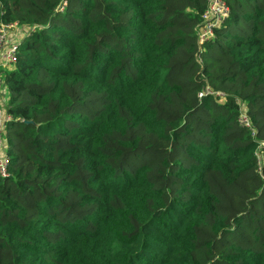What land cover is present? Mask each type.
Wrapping results in <instances>:
<instances>
[{
  "label": "trees",
  "instance_id": "16d2710c",
  "mask_svg": "<svg viewBox=\"0 0 264 264\" xmlns=\"http://www.w3.org/2000/svg\"><path fill=\"white\" fill-rule=\"evenodd\" d=\"M226 1L200 47L207 0H0V264H264V0Z\"/></svg>",
  "mask_w": 264,
  "mask_h": 264
},
{
  "label": "built area",
  "instance_id": "2783aa9c",
  "mask_svg": "<svg viewBox=\"0 0 264 264\" xmlns=\"http://www.w3.org/2000/svg\"><path fill=\"white\" fill-rule=\"evenodd\" d=\"M208 7L203 14L202 25L198 28L197 40L200 47L204 41L215 38L214 28L221 24L229 15L230 8L226 0H207ZM61 6V10L64 9V6ZM21 26L17 23L14 24H2L0 27V67L2 70L6 68H11L17 62V53L18 48L21 44V40H11L9 38L10 32H15V30H20ZM25 38V36L20 37ZM198 60L201 62V58L198 57ZM3 73V72H2ZM3 87V77L0 72V175L6 176L8 174V158L7 150L2 152V149H6V140L4 139L7 123L12 120V116L8 114L4 108L7 99L3 97L4 93ZM214 92L207 85L205 90L199 93V96ZM249 116L246 113L241 115V123L249 125Z\"/></svg>",
  "mask_w": 264,
  "mask_h": 264
},
{
  "label": "rangeland",
  "instance_id": "374dc122",
  "mask_svg": "<svg viewBox=\"0 0 264 264\" xmlns=\"http://www.w3.org/2000/svg\"><path fill=\"white\" fill-rule=\"evenodd\" d=\"M64 4H66V2H63V5ZM26 30L27 29H25V28H22L21 29V31L20 30H15V32H10V36H9V38H11V40H17V39H19V40H21V36H24L23 34H25L26 33ZM25 42H27V40L25 41ZM3 97L4 98H6L7 99V94H6V92H4L3 93ZM5 147L2 149V152H5Z\"/></svg>",
  "mask_w": 264,
  "mask_h": 264
},
{
  "label": "water",
  "instance_id": "95a60500",
  "mask_svg": "<svg viewBox=\"0 0 264 264\" xmlns=\"http://www.w3.org/2000/svg\"><path fill=\"white\" fill-rule=\"evenodd\" d=\"M24 40H25V38H22V39H21V43H22ZM31 122H33V121H31Z\"/></svg>",
  "mask_w": 264,
  "mask_h": 264
},
{
  "label": "crops",
  "instance_id": "0c3cea01",
  "mask_svg": "<svg viewBox=\"0 0 264 264\" xmlns=\"http://www.w3.org/2000/svg\"><path fill=\"white\" fill-rule=\"evenodd\" d=\"M22 29V28H21ZM21 29H20V31H21ZM24 35V34H23Z\"/></svg>",
  "mask_w": 264,
  "mask_h": 264
}]
</instances>
